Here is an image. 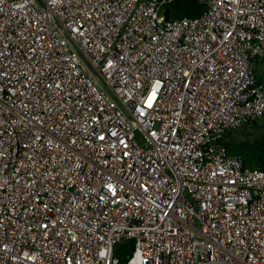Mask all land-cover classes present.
<instances>
[{
  "label": "built area",
  "instance_id": "obj_1",
  "mask_svg": "<svg viewBox=\"0 0 264 264\" xmlns=\"http://www.w3.org/2000/svg\"><path fill=\"white\" fill-rule=\"evenodd\" d=\"M176 1L0 0V264H264V0Z\"/></svg>",
  "mask_w": 264,
  "mask_h": 264
},
{
  "label": "trees",
  "instance_id": "obj_2",
  "mask_svg": "<svg viewBox=\"0 0 264 264\" xmlns=\"http://www.w3.org/2000/svg\"><path fill=\"white\" fill-rule=\"evenodd\" d=\"M171 11L170 18H183V17H193L201 14L202 5L197 0H177L175 4L169 7ZM259 82L264 83L258 77ZM260 123V122H254ZM251 124V123H249ZM264 124V123H262ZM225 145L229 148L232 154H240L245 158V163L249 167L259 168L264 170V141L256 144H244L236 147L228 145L224 142ZM253 157L259 163L258 166H254L248 162V158ZM129 251L128 245L121 244L117 247V255H124Z\"/></svg>",
  "mask_w": 264,
  "mask_h": 264
},
{
  "label": "rangeland",
  "instance_id": "obj_3",
  "mask_svg": "<svg viewBox=\"0 0 264 264\" xmlns=\"http://www.w3.org/2000/svg\"><path fill=\"white\" fill-rule=\"evenodd\" d=\"M257 73H258L259 78L263 81L264 80V58L257 65ZM263 141H264V124L262 123L247 124L241 129L230 132L225 138V142L228 145L233 146V147L244 145V144H247V145L256 144V143H260ZM247 160L250 164L254 166L259 165L256 159L253 157H249Z\"/></svg>",
  "mask_w": 264,
  "mask_h": 264
}]
</instances>
